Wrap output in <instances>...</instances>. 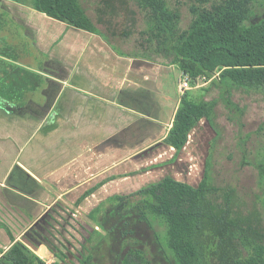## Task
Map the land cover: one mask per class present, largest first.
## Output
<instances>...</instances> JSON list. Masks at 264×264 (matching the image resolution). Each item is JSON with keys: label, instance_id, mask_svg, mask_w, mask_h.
Segmentation results:
<instances>
[{"label": "crops", "instance_id": "crops-1", "mask_svg": "<svg viewBox=\"0 0 264 264\" xmlns=\"http://www.w3.org/2000/svg\"><path fill=\"white\" fill-rule=\"evenodd\" d=\"M27 7L0 0V222L36 252L49 250L38 230L58 204L76 205L98 187L78 204L77 212H91L125 182L159 170L164 147L176 153L155 146L180 98L170 109L161 81L174 69L126 58L100 34L80 36L85 53L58 52L56 36L68 25ZM41 52L51 54L48 62ZM12 244L0 227V257Z\"/></svg>", "mask_w": 264, "mask_h": 264}, {"label": "trees", "instance_id": "trees-1", "mask_svg": "<svg viewBox=\"0 0 264 264\" xmlns=\"http://www.w3.org/2000/svg\"><path fill=\"white\" fill-rule=\"evenodd\" d=\"M11 1L69 27L100 34L81 0ZM103 1L111 7L112 0ZM134 1L145 22L137 38L140 52H116L177 67L192 88L205 80L221 90L219 98L210 101L205 98L210 88L182 94L173 125L163 140L177 156L203 119L215 126L221 101L230 111L242 113L232 100L234 90L264 95V0H197L189 6L187 27H183L181 9L168 0ZM258 170L264 211V161ZM97 189L87 191L77 204ZM239 201L235 188L214 183L210 159L198 186L166 176L131 194L110 196L88 215L95 229L86 240L79 264H98L96 254L105 248L117 264H154L144 241L150 231L160 252L171 256L175 264H264V228L254 225L260 217L241 215ZM0 227L13 242L7 251H1L0 264H49L17 241L1 222ZM60 254L55 253L58 260L52 264H62Z\"/></svg>", "mask_w": 264, "mask_h": 264}, {"label": "rangeland", "instance_id": "rangeland-1", "mask_svg": "<svg viewBox=\"0 0 264 264\" xmlns=\"http://www.w3.org/2000/svg\"><path fill=\"white\" fill-rule=\"evenodd\" d=\"M168 1L172 7L181 9L183 27H187L191 19L189 6L196 3L197 0ZM81 2L96 23L100 35L107 40L108 45L114 51L131 55L140 52L137 38L139 32L145 28V22L134 0H112L111 7H107L103 0H81ZM27 8L34 13L43 15L31 7ZM261 15L264 16V10L261 11ZM38 20L44 21L43 31L51 32L49 29L52 24L48 19L39 17ZM134 21L137 22L136 26L133 25ZM44 26L46 27L44 28ZM58 28H62V26ZM86 33L66 26L62 34L56 36L57 40H62L57 46L58 52H67L69 49L80 47V52L85 53V44L78 40H82L83 37L80 38V36H86ZM126 33L130 35L125 37ZM41 54L47 62L51 58V54L48 52H41ZM50 60L53 61V59ZM150 63L158 66L157 71L161 70L160 68L174 69L166 73L161 81L170 100L177 96L181 98L178 94V85L187 77L177 67ZM210 86L211 81L199 80L197 86L189 91L197 94L203 89L210 88L209 92L205 93L206 100L219 98L221 90ZM180 94L182 93L180 92ZM232 100L242 113L236 110L230 111L221 101L216 109L214 127L208 120L203 119L192 131L187 147L177 156L174 152L168 153L169 149L166 147L162 149V152H159L163 143L155 146V149H160L158 154L161 153L159 157L161 162L155 165L159 170H156L150 178H143L137 183L125 182L122 187L113 190V192L117 190L116 192H120V194H131L150 183L159 182L166 176H172L178 181L198 186L203 179L207 161L210 159L214 183L220 187L235 188L240 199L238 208L240 214L258 215L260 219H256L258 221H255L254 225L264 228L262 190L258 170V165L264 161V95L234 90ZM171 103L169 104L170 109L173 107V100ZM174 107L176 108V103ZM78 207V204L68 205L61 202L38 230L42 241H46L45 243L48 244L50 254L47 253L48 255L46 254L43 259L49 264L58 260L55 258L56 252L64 254H60L62 264H79L86 240L94 231L95 226L88 217L90 211L77 212ZM96 229L105 234L101 228ZM156 229L160 234L163 233L159 226ZM144 238L154 264H175L171 256L167 258L164 253L160 252L151 231ZM36 252L39 255L40 248ZM96 260L98 264H117L113 253L107 248L96 254Z\"/></svg>", "mask_w": 264, "mask_h": 264}, {"label": "built area", "instance_id": "built-area-1", "mask_svg": "<svg viewBox=\"0 0 264 264\" xmlns=\"http://www.w3.org/2000/svg\"><path fill=\"white\" fill-rule=\"evenodd\" d=\"M180 89L183 92L187 91V90H190L192 89V87L190 86V83L188 81V79H184L182 82H181V86H180ZM43 259V257H41Z\"/></svg>", "mask_w": 264, "mask_h": 264}, {"label": "water", "instance_id": "water-1", "mask_svg": "<svg viewBox=\"0 0 264 264\" xmlns=\"http://www.w3.org/2000/svg\"><path fill=\"white\" fill-rule=\"evenodd\" d=\"M50 254L49 252H48V250H47V247L46 246H43L42 248H41V250H40V252H39V256L40 257H44V256H46V254ZM47 254V255H48Z\"/></svg>", "mask_w": 264, "mask_h": 264}]
</instances>
